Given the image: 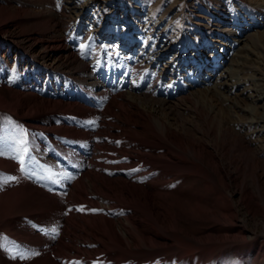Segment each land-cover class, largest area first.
Listing matches in <instances>:
<instances>
[{
    "label": "rangeland",
    "instance_id": "rangeland-1",
    "mask_svg": "<svg viewBox=\"0 0 264 264\" xmlns=\"http://www.w3.org/2000/svg\"><path fill=\"white\" fill-rule=\"evenodd\" d=\"M0 8L7 9V11L0 9V12L8 13L9 17L5 23H0V90L7 96H10L11 92L16 95L10 89L26 93L24 97L26 102L34 100V95L51 101L59 100L61 107L59 110L64 111V113L48 112L47 114L52 116L51 119L48 117V120L45 119L46 122L39 124L41 128L32 129L24 128L20 125L19 119L0 110L7 128L3 130L2 121L0 142L10 138L11 143L7 148L12 149L17 146L16 155L20 153L23 155V150L19 148H23L24 145L22 146L20 141L25 140L26 135L27 139H30V132L36 135L35 139L46 149L43 139L49 138L53 142L56 139L58 142L55 141L56 144L52 146L60 148L59 150L70 156L74 166L76 164V167L81 168L78 170L70 167L66 170L60 166L59 161L52 159V156L49 158L41 155L34 144L30 142L29 145L26 142L29 151L25 158V170L29 173L38 170L43 174L45 168L49 167L51 171H57L60 176L62 175L56 185L45 186L44 182L38 187L47 193L56 192L68 198V200H65V197L64 200L62 199L65 207L60 208L61 220L63 215L74 214L70 220H66L64 227L55 228V236L60 235L54 242L48 240L50 246L48 248L51 250L47 251L48 255L54 256L53 259L59 264H188V262L196 264L195 261L202 258L206 260L204 264H219L216 261L225 257L229 250L242 249V252L247 254L256 247L257 241L264 239L262 218V215L264 216V130L261 127L264 123V0H59V7L58 0H0ZM81 45H84L83 49ZM121 50L125 51L124 54H121ZM62 53L66 55L64 60L57 59ZM124 68L131 69L134 75L149 77L150 81L144 82L148 87L151 86L148 82L158 81L160 75L164 76L169 86L166 90L168 94L131 88L129 83L134 79V75L129 72L126 76L118 77L126 78L127 83L122 89L126 90L124 92L127 95H134L139 105L140 97L144 95H147L144 107L157 105L154 103L165 99L167 104L164 108L168 112L171 111L169 115L174 119V123L184 128L188 127L190 132L187 134L196 137L197 144H204L207 150L214 154L221 175H224L228 181L230 177H236L237 183L240 184L239 188L235 183L230 184V189L219 185L218 174L207 164L205 158L195 156L192 143L186 145L188 149L177 151L175 145L163 141L161 145L165 146L168 152L153 154L150 156L151 161L158 162L162 166L191 167L179 177L177 184L179 187L164 189L168 185V180L162 182L165 184L163 186L161 182H152L153 170L149 166L142 167L139 163L128 166L129 161L136 162L135 160L142 159L144 152L134 148L126 136L119 135L118 122L114 124L115 129L110 126L111 122L118 121L110 113L111 111L107 112L105 120L101 113L102 108L95 109V106L85 103L80 98L76 101H68L65 98L68 95L63 89L65 79L71 81L72 92L78 93V85L87 88V83L90 81L102 82L114 72L121 73ZM145 68L150 70V74L146 73ZM137 77L135 76L136 79ZM83 82L86 85H80ZM170 82L172 83L169 84ZM125 86L130 89H126ZM6 88L8 89L5 90ZM154 88L163 87L157 82ZM87 90L89 96L95 94L93 91L95 89L87 88ZM62 93H65L63 98L60 97ZM213 93L215 98L212 96ZM117 94L111 95L116 97ZM198 96H203L211 102L212 117L209 121L198 120L199 113L195 105ZM71 102L82 107L88 104L87 108L99 110L95 119V121L102 120L99 122V127L96 122H94L95 127L92 126L93 123H88L89 121L88 124L83 123L87 121L83 118H77V123L73 118L74 114H71L73 109H63ZM109 102L110 99L106 104ZM117 108L115 103L110 105V110H116V114ZM209 126L212 128L210 129ZM25 130H28L27 134ZM76 133L85 134L79 138L81 143L74 138ZM59 136L64 138V142ZM71 139L75 142L73 148L71 143H68ZM94 143L105 145L100 150ZM1 146L3 148V142L0 148ZM130 148H134L132 150L135 151L131 152ZM31 151H34V154ZM10 160L17 168H13L14 171L18 170L23 175L19 160L13 158ZM36 161L43 163H39V166ZM83 161L86 164H83ZM0 170L5 172V176L8 175L6 169ZM76 171L78 172L75 173ZM87 171L102 173L113 180H129L128 182L141 185L150 191L162 190L161 195L155 197L158 202L157 209L162 210V206L165 205L167 216L170 220L174 219L172 223L178 227L183 226L184 230L176 227L157 229L156 232L131 205L118 204L114 200L113 204L117 205L110 208L101 205L89 189L77 191L72 184ZM72 174L73 179H76L66 183L63 177ZM14 176L17 177L18 182V176ZM39 177L42 179V176ZM16 181H9L7 183L9 188L12 184L17 185ZM84 181L86 184L85 178ZM33 184L37 186L38 182L33 181ZM210 184L218 187L233 200L228 206L232 212L235 211V219L232 223L246 231V235L250 237L247 242L239 240L227 242L229 237L215 241L194 239L203 236L209 228L216 227L217 224L197 223L192 219L191 213L183 208L186 206L183 203H194L198 200L202 203L203 199L209 204L213 203L215 198L211 194ZM1 192L3 189H0ZM248 192L252 194L251 200H247ZM79 193L85 197V200L83 203L74 204L70 198ZM245 201L249 205V211L246 210ZM253 202L261 206L262 214ZM169 204L171 208L167 207ZM67 209L69 213L66 212ZM115 212L119 213L118 216ZM82 214L105 216L112 219L116 226H119L120 222L129 225L124 217L131 215L134 224L142 231L139 232L140 235L159 242L155 243L153 248H147L143 244L141 249L134 245L128 247L130 252L147 254L141 261L139 258L142 255L137 256L138 258L130 257L124 260L125 262L123 260L117 262L113 259L116 255L115 250L88 255L86 251L100 247L101 242L93 236L88 239L78 237L81 233H89L85 227L82 228L86 222L80 216ZM73 222H78L81 226H76ZM15 234V231H10V237ZM65 244H68L69 249L64 248ZM257 248L254 249V254L261 252ZM60 250L66 255L55 257ZM75 250H80L83 254L76 255ZM150 252H153V255ZM17 263L23 264L21 260ZM232 264H237V261Z\"/></svg>",
    "mask_w": 264,
    "mask_h": 264
},
{
    "label": "bare ground",
    "instance_id": "bare-ground-1",
    "mask_svg": "<svg viewBox=\"0 0 264 264\" xmlns=\"http://www.w3.org/2000/svg\"><path fill=\"white\" fill-rule=\"evenodd\" d=\"M260 8L262 9V7H260ZM0 9H2V8H0ZM2 10L7 11V9H2ZM4 13H6V12H3V11L0 12V23H5L6 20L9 18L8 13H6V14H4ZM65 56L66 55H63V53L59 54L57 59L63 58L62 60H64ZM114 79L115 80H113V81H115L117 83V85H120V88L122 89V87L125 85L126 81L124 79H116L115 77H114ZM97 81H95V82L90 81L89 83H87V86L91 87V88L93 86L96 90H99L102 87H106V84L105 85L102 84L103 82L107 81V83L110 84L111 80L106 78L102 82L101 81L97 82ZM79 87L82 90L85 89L82 86H79ZM7 89L8 88H6L5 90H7ZM10 90L13 91V93H16V95L12 94V92H11L10 96H7L4 92H2L0 90V110H4L8 114L15 116V118L20 120V122H21L20 125L24 126V128H32V129L37 128V127L41 128V127H39V124H41L42 122H46L48 120L47 118L50 117L47 114L48 112L56 111L54 113H58V112L64 113V111L59 110V108H61V107H59V103H60L59 100H55V101L52 100L51 101V100L40 98V97L34 95L33 96L34 100H32L31 102H26L24 99L26 93L14 91L12 89H10ZM117 96H118V98H117ZM212 96H213V98H215L214 93L212 94ZM138 97H140V96H138ZM146 98H147V95L140 97L141 102L139 105L138 102L136 101L137 98L134 95H127L124 91H122L120 93L118 92L116 97L113 96L111 98L112 100L110 99L109 104L107 103L108 105H106L105 108L103 109V111H101V113L103 114L102 115L103 118L105 117L104 118L105 120L107 118L106 117L107 112L111 111L110 113H112L113 117L116 118L118 121L115 120V121H113V123L111 122L110 126H112L113 129H115L114 127H116V126L114 124H116L118 122L117 127L120 130L119 135L123 134L124 136H126L127 140L129 141V143L131 142V144L134 148H137L138 151H140V152L141 151L144 152V154L142 153V155H144V156L139 154L140 156H142V159H137V160H135L136 162L129 161V163L127 162L129 164L128 166H133L136 163L141 164L142 167L143 166H146V167L149 166L153 170L152 179H151L152 182L153 181L161 182L160 184L163 186L165 184H162V182L165 180H168L167 181L168 185H166V187H164V189L170 190V189H173L175 187L177 188V187H179V186H177V184L180 180L179 177L183 176V174L186 173L185 171L190 170L189 168H191V167L188 168L185 165L184 166L183 165H167V166L163 165L162 166V164H160L158 162L151 161L150 156H152L153 154H157V153L168 152V149L165 146L161 145L163 143V141H166L168 143L175 145V147H177V151L179 149H183V150L188 149V148H186L187 147L186 145H189L192 143L193 148L196 152L195 156H197V158H201V157L205 158L207 164L213 168V170L216 172V174H218L219 185L224 186L227 189H230V184L235 183L238 188L240 187V184L237 183L236 177H230L231 179H230V181H228L224 175L223 176L221 175V173L218 170L219 169L218 168V160L216 159L214 154L211 153L209 150H207V148L204 146V144L203 145L197 144L196 137H193L192 135L189 136L187 134L188 132H190V129L188 127L184 128L181 125L178 126L174 123V119H172L169 115V114H171V111L168 112L164 108L165 104H167V101L165 99L158 100L157 103H154L157 105H154V106L150 105V107H144L143 104L145 105V103L147 101ZM78 103H79V101H78ZM113 103H115V105H117V107H118L117 108V111H118L117 114L115 112L116 110L115 111L110 110V105ZM210 103L211 102L209 100L205 99L203 96L202 97L198 96L195 99V105H196V108H197L198 113H199V115L196 113L198 120L209 121L211 119V117H212V105ZM113 108H115V107H113ZM63 109H65V110L73 109V112L71 114H74L73 118L75 119V121H77V123H78L77 118H83V119L87 120L85 123H87L88 121H92L97 116L96 113L100 112L99 110H94L92 108L82 107L81 105H79L75 102L69 103V106H67L66 108H63ZM210 110H211V112H210ZM214 114L218 115V113H214ZM51 117H50V119H51ZM17 119H16V122H17ZM45 119H47V120H45ZM166 119H168V120H166ZM2 121H3V130L7 129L5 126L4 115H0V131H1ZM6 124H8V123H6ZM52 125H54V124H52ZM261 127L264 130V123L261 125ZM209 128L211 129L212 127L209 126ZM71 129H73V128H71ZM29 132H30V130H29ZM82 132H85V131H82ZM87 132L88 131H86L85 133H87ZM65 133L70 134V132H67V131H65ZM48 135H50V133H48ZM82 135H85V134L84 133H81V134L76 133L74 138L79 140V138H81ZM89 136H90V134H89ZM105 136H107V135H105ZM154 137L157 139H155ZM29 138L30 139H27V140L30 141L32 144H34V146L36 147L37 150H39L41 155H46L47 157L54 156V159L57 160V162H58V160L59 161L63 160L67 165H70V163H71L70 159L67 158L63 153H61L56 148L52 149V147H50L47 140L44 141V145L47 146V149H46L43 145H41L40 142H38L35 139L34 135H32ZM126 138H124V139H126ZM86 140H87V138H86ZM2 142H3V148L1 146L0 152L4 153V155H0V169H2V170L6 169V171H7L6 174H8L7 176H10V175L18 176V182L15 180L17 182V185L13 186V184H12L11 188H9V186L7 184H3L2 186H0V189H3V192L0 193V264H19V263H17L18 260L19 261L21 260L23 262V264H59L58 261L53 259L54 256L52 257L51 254L48 255V253H47V251H51L48 248V247H50V246H48V244H49L48 240H51L53 242H54V240H57L60 234L58 236H55L56 233L53 231V229H55L56 227H64L66 220H70V218L74 214L70 213V215H67V216L63 215L62 216L63 218L61 220L60 219V208L65 207L62 204V199L64 200L65 196L62 197L60 194H58L56 192H48L47 193L45 190H42L40 187H38L39 183L37 186H35L36 183L33 184V181L35 182V180H36V181L40 182L39 176H42V179H44L46 182L51 183V184H56V181L58 179H60L62 176H60L57 171H51L49 169V167L45 168V172L43 174H40L38 172V170L37 171H35V170L31 171L32 173H34V175L31 174V172L30 173L27 172L26 170H25L26 172L24 171V173H27L26 175L24 173L22 175L21 173L18 172V170H16V172H15L13 169V168H15V166L13 164L14 162L12 163L10 160L11 159L10 156L12 154V149H11V151H9V148H7L11 143V139L9 138L7 140H3ZM2 142H0V144ZM18 142H19V140H18ZM56 142H58V141H56ZM79 143H81L80 140H79ZM57 145H59V144H57ZM100 145H102V144H100ZM100 145L97 144L96 148L102 150L105 144L102 146H100ZM59 146H61V144ZM16 148L18 149L17 146H16ZM92 148H95V147H92ZM134 148H130L131 149L130 151L134 152L135 150L134 151L132 150ZM19 149L23 150V148H19ZM70 151H71V149H70ZM122 151H123V149H122ZM31 152L33 153L34 151H31ZM33 154H31V155H33ZM92 154H94V153H92ZM134 154H136V153H134ZM20 155H21V153H20ZM94 155L96 156V154H94ZM34 156H33V158H34ZM134 156L132 155V157H134ZM47 157H46V160H47ZM40 158H38V159H40ZM80 160H82V159H80ZM44 161H45V158H44ZM39 163L41 164L43 162H39ZM39 163L37 162V164H39ZM49 163H51V162H49ZM40 164H39V166H40ZM83 164H86V162H84ZM232 164H233V161H232ZM87 165H89V164H87ZM55 166H56V164H55ZM237 166H238V164L235 165L234 167L237 168ZM15 169H17V168H15ZM122 169H123V167H122ZM134 169H136V168H134ZM59 170H61V169H59ZM63 170H64V168H63ZM144 171H145V169H144ZM4 173H5L4 171L0 170V174H2V176H5ZM122 173H124V172H122ZM50 175H51V179H49ZM84 178L87 180L86 184H85ZM71 179L72 178L69 175L66 178V183L70 182ZM74 179H76V178H74ZM128 181H125L122 179L113 180V179L108 178L106 175H104L102 173L98 174V173H95L93 171H87L85 174H83V176L81 178H78L75 180L74 184H72L73 185L72 187H76L77 191H79V192H81L82 190H85V189L87 191V189H89L92 193L95 194V196L99 200L98 202L101 205L108 206L110 208H113V206L117 205V204H113L114 200H116V202L118 204L131 205V207L134 210L140 212L141 216L143 217L142 219L145 220L146 222H148V225H150V227L153 230H155L156 232H157V229L163 230L165 228H176V227L179 228L180 230H184L183 226L178 227L177 225H175V223L174 224L172 223V221L174 219L170 220L169 217L167 216L165 205L162 206L161 205L162 203H161L160 205L162 206V210L157 209L158 202L155 200V197L161 195L160 191H162V190L150 191V190L145 189L141 185H136V184L130 183ZM240 182L242 183L243 181L241 180ZM209 187L211 188V190H210L211 194L215 198V200H213V203L209 204L205 201V199H203L202 203H199V200H198V202L195 201L194 203H192V202H186L185 203L183 201L184 202L183 204H186V206L185 207L183 206V208L184 209L186 208V210L189 213H191L192 219L194 221H196L197 223L198 222H207V223H210L212 225L217 224L216 227L209 228L208 231L206 232V234H204L203 236H201L199 238H194V239L195 240H206V241L214 240L215 241L216 239H221L223 237H229L230 239H228L227 242L235 241V240L247 242L250 237L246 235V231L243 228L237 227V225H234L232 223V221L234 222V219H235V211L232 212L228 207L229 204L231 203V201L233 203V200L231 199V197L228 194L222 193L218 189V187H215L212 184H210ZM64 194H66V193H64ZM168 195H169V193H168ZM251 195H252L251 192H248L247 200L252 199ZM203 198H205V197H203ZM65 200H68V198L65 197ZM70 200H72L74 204L79 203V202L83 203V201L85 200V197H82V195L79 193V194L75 195L74 197L70 198ZM246 202L247 201H245L244 205L246 207V210L249 211L250 210L249 205ZM86 203H88V202H86ZM253 205L257 206V208L260 209L261 214L263 213L262 208L259 204H256L253 202ZM179 206L182 207L181 204H179ZM167 207L171 208L172 206L169 204ZM187 211H185V212H187ZM66 212H68V209ZM130 212H131V210H130ZM168 213H169V211H168ZM118 214L115 212L116 216H118ZM95 215H84V214L80 215L83 217L84 220H86V222L84 223L82 228L85 227L89 231V233L88 234L81 233V234H79L78 237L88 239L89 237L93 236V237H95L96 240H99L101 242L100 247L95 248L93 251H86V254H88V255H93L91 253H94L97 255L98 253L107 252L108 250H115L116 255H115V257H113V259H116L117 262H122V260L124 261L130 257L131 258L137 257V256L139 257L140 255H142L139 258V260L141 261V260H144V257H145L144 255H147V254H145V252H139L137 254L130 252V250H128V247L130 245H134L136 248L141 249V245L143 244L147 248H153L155 246V243L159 242V241L153 240L150 237H145L144 235H140L139 232L141 233L142 231L139 228H137V226L134 224V222L132 221L133 217L131 215L124 217L125 220H127L129 225H127L123 222H120L119 226H116L115 223L113 222V220L110 218H107V217L99 215V214H97L99 216H95ZM108 216H109V213H108ZM262 218L264 220L263 215H262ZM73 224H75L76 226L77 225L81 226V225H79L78 222H75V223L73 222ZM130 225L132 227H130ZM26 229H28L29 231H27ZM35 230H38V232H35ZM10 231L11 232L15 231V233H16L15 236L10 237L11 236ZM26 231H27V233H25ZM47 231H48V233H47ZM57 232H58V230H57ZM49 233L52 236H50ZM224 243H226V242H224ZM256 244H257L256 247H258L261 250V252L258 254L253 253V251L256 247L254 249L250 250L249 252H247V254H246V252H242V249H233V250H229L228 254L225 257L218 259L216 262L219 264H232L235 261H237V264H262V261H264L263 260V258H264V239L257 241ZM8 246H10L9 249H7ZM95 247H96V245H95ZM64 248L69 249L68 244H65ZM91 249H93V248H91ZM34 253H36V254H34ZM75 253H76V255H79V254L82 255L83 254L80 250H75ZM112 253H114V252H111V254ZM62 254L66 255V253H64L63 251L60 250L59 252H57V255H55V254H53V255H55V257H58ZM150 254L153 255V252H150ZM146 257L152 258L154 256H146ZM106 258H107V256H106ZM231 260H233V262ZM104 262H105V260H104ZM195 263L196 264H204V263H206V260L204 258L198 259L197 261H195ZM121 264H123V263H121ZM188 264H190V262H188Z\"/></svg>",
    "mask_w": 264,
    "mask_h": 264
},
{
    "label": "snow or ice",
    "instance_id": "snow-or-ice-1",
    "mask_svg": "<svg viewBox=\"0 0 264 264\" xmlns=\"http://www.w3.org/2000/svg\"><path fill=\"white\" fill-rule=\"evenodd\" d=\"M58 7H59V0H58ZM84 45H81V48L83 49ZM89 123H93V122H89ZM20 144L23 146L26 144L25 140H21ZM29 149L27 147H23V155H13L11 158L13 159H18L19 163H20V170L21 172L25 171V157L28 153ZM0 155H4V153L0 152ZM34 175V173H33ZM17 179V177L15 176H2L0 175V186H2L3 184H7L9 181H15ZM49 179H51V175L49 176ZM58 183V181H56ZM81 211L83 209H80ZM92 211H97V210H92ZM53 231H56L55 229H53ZM36 254V253H34ZM23 258V257H22Z\"/></svg>",
    "mask_w": 264,
    "mask_h": 264
}]
</instances>
